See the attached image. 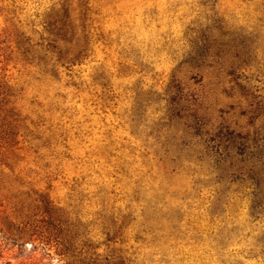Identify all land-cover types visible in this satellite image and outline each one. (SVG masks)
Returning <instances> with one entry per match:
<instances>
[{
  "label": "rangeland",
  "instance_id": "obj_1",
  "mask_svg": "<svg viewBox=\"0 0 264 264\" xmlns=\"http://www.w3.org/2000/svg\"><path fill=\"white\" fill-rule=\"evenodd\" d=\"M89 2L0 0V264H264V0Z\"/></svg>",
  "mask_w": 264,
  "mask_h": 264
},
{
  "label": "trees",
  "instance_id": "obj_2",
  "mask_svg": "<svg viewBox=\"0 0 264 264\" xmlns=\"http://www.w3.org/2000/svg\"><path fill=\"white\" fill-rule=\"evenodd\" d=\"M82 1H83V3H82L83 10L85 11V13H83V14L81 13V15H80V17H78V19L81 21H86V20H89V14L92 12V10H91V7L89 6V3H90L89 0H82ZM78 27H80L81 32L84 30L83 26L80 23L78 24ZM78 27L76 26V32H77V30H79ZM75 34L76 33L74 32V35ZM62 40L64 41V39H62ZM82 56H86L84 49H78V51L75 53L76 58L74 59V61H72L71 64L79 65L81 63ZM123 252L127 253V250L125 249Z\"/></svg>",
  "mask_w": 264,
  "mask_h": 264
}]
</instances>
